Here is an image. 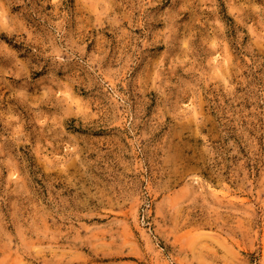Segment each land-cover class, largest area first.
<instances>
[{
	"label": "rangeland",
	"instance_id": "374dc122",
	"mask_svg": "<svg viewBox=\"0 0 264 264\" xmlns=\"http://www.w3.org/2000/svg\"><path fill=\"white\" fill-rule=\"evenodd\" d=\"M0 264H264V0H0Z\"/></svg>",
	"mask_w": 264,
	"mask_h": 264
}]
</instances>
